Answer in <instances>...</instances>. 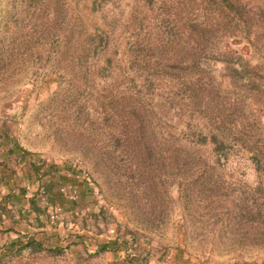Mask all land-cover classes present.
<instances>
[{
	"label": "rangeland",
	"instance_id": "374dc122",
	"mask_svg": "<svg viewBox=\"0 0 264 264\" xmlns=\"http://www.w3.org/2000/svg\"><path fill=\"white\" fill-rule=\"evenodd\" d=\"M234 1L0 0V264H264V0Z\"/></svg>",
	"mask_w": 264,
	"mask_h": 264
},
{
	"label": "trees",
	"instance_id": "16d2710c",
	"mask_svg": "<svg viewBox=\"0 0 264 264\" xmlns=\"http://www.w3.org/2000/svg\"><path fill=\"white\" fill-rule=\"evenodd\" d=\"M224 1L227 3V5H229V7H231L232 9H234L235 12H236V9H235L236 7H235V1L234 0H232V1L231 0H224ZM244 5H245V3L244 4H240L239 6H241V8H244L243 7ZM259 12L260 13H258V14H261L264 11L263 10H260ZM248 13H249V15H248ZM250 13L254 14L255 11H253L251 8H249V9H247L245 11H242L240 9V13L238 14V16L241 19L242 18H250ZM194 25H196V24L194 23L193 26ZM199 57H200V55L198 54V56L196 57V59L199 58ZM196 134L198 135L197 136V139H198V141L200 143L206 141V135L204 133H202L200 131V132H198ZM210 137H211L212 142L214 143L213 144L214 145L213 147L217 151L216 153H217V158H218L220 156V151H221V149H222V147L224 145V142H222L221 140H219L216 132H213ZM15 147H17V146H15ZM7 151H8V153L6 154L7 156H9V154H11V153H13V154H16L17 153L19 156L20 155H23L24 156L26 154V152L24 150H20V149H18V147L17 148L9 147ZM6 195L7 196L8 195L9 196H11V195L14 196V194H11V192H8ZM29 204L30 205L31 204H34L32 198L29 201ZM33 210H34V208H33ZM36 226L37 227H40V226H42V223L41 222L36 223ZM19 233H21V234H19L16 237V239H14L11 242V244L9 245V247L8 246L2 247L1 250L5 251V252H8L9 250H12V249L14 251V250H20L21 248H24V247H32L33 246V247H36L37 249H48V250L55 251V252L61 251V248L57 244L51 245L50 242L48 240H46L45 238H43L42 236H40L39 238H36L34 236V234H27L25 232H19ZM112 243H113L112 246H107L105 244V245H103L102 248L103 249H108V250H113L115 257H118V258L120 257L121 258V261H118L117 260L118 261L117 264H125V262L127 264H133V263H135V264H142V262L140 261L141 260L140 253H138L137 251H133V252H131V254L126 252V254H123L122 256H119V254L117 253V250H116L117 247L120 246L119 245V242H117V241L115 242V240H113ZM0 256H2V255H0Z\"/></svg>",
	"mask_w": 264,
	"mask_h": 264
},
{
	"label": "crops",
	"instance_id": "0c3cea01",
	"mask_svg": "<svg viewBox=\"0 0 264 264\" xmlns=\"http://www.w3.org/2000/svg\"><path fill=\"white\" fill-rule=\"evenodd\" d=\"M17 157V159H23L22 157H20L19 155L18 156H16ZM1 159H3V158H0V160ZM0 174H1V170H0ZM5 183V182H4ZM1 185H3L2 183L0 184V189H1V187H3V186H1ZM8 192H11L9 189L7 190V192L5 193V194H0V204H12V200H10V197H12V195L11 196H7L6 194L8 193ZM1 193H4L3 192V190H1ZM31 199H29V200H27V202H26V204H29V201H30ZM15 204H18V203H15ZM24 204V203H23ZM16 223V222H15ZM16 229H17V227H15ZM20 232H22V231H20ZM17 235H19V233H17Z\"/></svg>",
	"mask_w": 264,
	"mask_h": 264
},
{
	"label": "built area",
	"instance_id": "2783aa9c",
	"mask_svg": "<svg viewBox=\"0 0 264 264\" xmlns=\"http://www.w3.org/2000/svg\"><path fill=\"white\" fill-rule=\"evenodd\" d=\"M41 192L43 193V192H44V190H41ZM60 209H61V207H60V206H58V205H55V206H54V212L50 214V217H51V218H54V217H56V214H57L58 210H60Z\"/></svg>",
	"mask_w": 264,
	"mask_h": 264
}]
</instances>
